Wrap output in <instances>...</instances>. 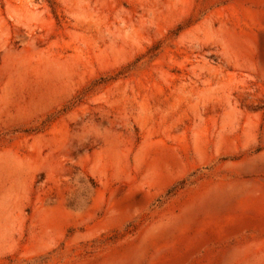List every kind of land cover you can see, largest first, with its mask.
<instances>
[{
  "label": "rangeland",
  "instance_id": "1",
  "mask_svg": "<svg viewBox=\"0 0 264 264\" xmlns=\"http://www.w3.org/2000/svg\"><path fill=\"white\" fill-rule=\"evenodd\" d=\"M0 264H264V0H0Z\"/></svg>",
  "mask_w": 264,
  "mask_h": 264
}]
</instances>
